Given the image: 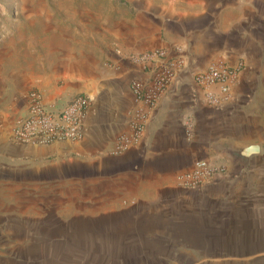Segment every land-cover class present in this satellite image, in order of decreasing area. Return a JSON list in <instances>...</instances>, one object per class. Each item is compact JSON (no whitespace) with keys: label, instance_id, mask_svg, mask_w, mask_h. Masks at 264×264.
<instances>
[{"label":"crops","instance_id":"1","mask_svg":"<svg viewBox=\"0 0 264 264\" xmlns=\"http://www.w3.org/2000/svg\"><path fill=\"white\" fill-rule=\"evenodd\" d=\"M101 2V18H62V56L49 75L16 62L21 55L0 42V169L62 167L77 179L90 176L97 187H109L107 212L129 220L123 235L153 233L156 243L176 250L208 252V263L264 258V36L247 34L248 22L221 28L205 10L169 12L156 0ZM160 47L181 67L151 109L140 141L119 151L138 106L131 79L142 75L125 55ZM239 61L245 67L228 99L208 104L195 74ZM33 88L62 104L90 94L85 136L12 143L14 121ZM252 145L259 149L252 152ZM197 158L223 164L226 172L215 183L187 188L183 174Z\"/></svg>","mask_w":264,"mask_h":264},{"label":"rangeland","instance_id":"2","mask_svg":"<svg viewBox=\"0 0 264 264\" xmlns=\"http://www.w3.org/2000/svg\"><path fill=\"white\" fill-rule=\"evenodd\" d=\"M156 1L166 3L169 12L208 11L227 30L248 22L252 31L247 34L263 39L264 0ZM100 5L101 0H0V42L21 55L16 62L49 75L62 56V18H101ZM91 181L62 173V167H2L0 259L6 264H220L208 263L204 250L156 243L153 233L123 235L129 220L107 212L109 187ZM231 264H264V258Z\"/></svg>","mask_w":264,"mask_h":264},{"label":"built area","instance_id":"3","mask_svg":"<svg viewBox=\"0 0 264 264\" xmlns=\"http://www.w3.org/2000/svg\"><path fill=\"white\" fill-rule=\"evenodd\" d=\"M118 52L124 56L121 51ZM125 58L139 66L142 75L131 79V89L138 106L130 120V132L119 137V151L140 141L151 109L157 105L181 67L179 58L171 56L162 47L125 55ZM244 67V62L239 61L234 66L223 64L198 71L195 79L205 88V101L213 106H222ZM91 101L90 94L79 92L62 104L61 99H49L39 89L33 88L28 94L24 112L14 121L10 140L17 145H50L82 139L87 129ZM225 172V165L207 158H197L184 172L183 185L199 189L215 183Z\"/></svg>","mask_w":264,"mask_h":264},{"label":"water","instance_id":"4","mask_svg":"<svg viewBox=\"0 0 264 264\" xmlns=\"http://www.w3.org/2000/svg\"><path fill=\"white\" fill-rule=\"evenodd\" d=\"M258 149H259V146L258 145H252L249 150H251L252 152H255Z\"/></svg>","mask_w":264,"mask_h":264}]
</instances>
